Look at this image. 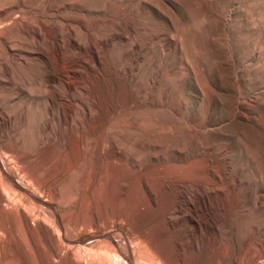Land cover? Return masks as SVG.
<instances>
[{
	"label": "rangeland",
	"instance_id": "obj_1",
	"mask_svg": "<svg viewBox=\"0 0 264 264\" xmlns=\"http://www.w3.org/2000/svg\"><path fill=\"white\" fill-rule=\"evenodd\" d=\"M0 17H7L0 36L9 33L13 46L20 44L17 58L9 59L12 88L0 82L5 141L25 151L42 143L51 97H96L111 109L118 102L107 81L123 80L122 68L138 65L132 85L141 108L122 109L129 150L144 146V163L155 165L160 180L183 176L168 163L191 162H199L205 177L235 179L239 204L217 202L212 215L221 227L231 217L237 240H264V0H0ZM121 34L128 37L123 43L109 41ZM2 66L0 80H6ZM151 80L155 94L139 96ZM71 187L78 179L65 193ZM218 234L233 251L229 236ZM142 251L143 264H153ZM2 254L9 262L10 253Z\"/></svg>",
	"mask_w": 264,
	"mask_h": 264
},
{
	"label": "bare ground",
	"instance_id": "obj_2",
	"mask_svg": "<svg viewBox=\"0 0 264 264\" xmlns=\"http://www.w3.org/2000/svg\"><path fill=\"white\" fill-rule=\"evenodd\" d=\"M3 18L7 17L0 21ZM127 38L121 34L109 41L123 43ZM13 41L9 33L0 36V47L7 54L0 58L6 68V80L0 82L9 87V59L17 58L15 48L20 46H13ZM71 41L77 45L75 38ZM122 69L123 80L107 81V90L118 102L113 109L99 104L96 97L70 96L67 102L51 97L47 137L33 150L5 141L6 131L0 125V264H98L99 259L103 264H143L142 249L152 254L155 264H261L264 249L255 244L264 240L255 236L237 240L232 218L221 227L212 215L217 202L224 208L239 204L234 198L235 179L228 184L223 176L205 177L197 169L199 162H191L168 163L169 170L183 176L160 180L155 165L144 163V146H135L134 153L129 150L122 109L141 108L132 85L139 66ZM157 88L151 80L138 95L153 96ZM76 179L78 187L65 193ZM189 183L200 186L191 190ZM218 232L229 236L233 251ZM4 249L10 253L9 262L4 261Z\"/></svg>",
	"mask_w": 264,
	"mask_h": 264
}]
</instances>
